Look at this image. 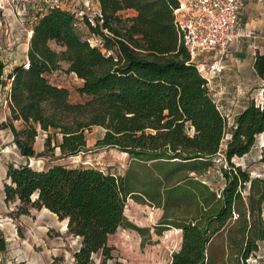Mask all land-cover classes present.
<instances>
[{
    "label": "trees",
    "instance_id": "obj_1",
    "mask_svg": "<svg viewBox=\"0 0 264 264\" xmlns=\"http://www.w3.org/2000/svg\"><path fill=\"white\" fill-rule=\"evenodd\" d=\"M98 2L99 14L84 19L100 45L83 37L74 11L59 2L40 9L27 59L7 75L10 114L0 129L9 128L20 154L29 158L41 133L47 149L75 155L87 147L89 129L103 128L98 146L117 147L157 170L158 179L143 192L164 210L159 233L172 227L183 231L171 264H214L210 246L224 230L230 245L240 247V264H251L257 241L264 239V218L250 222L244 214L239 225L230 222L237 202L262 177H252L234 158L250 153L264 133V97L261 103L252 101L228 130L225 112L184 44L176 14L180 0ZM130 9L136 14H120ZM64 62L83 80L84 102H72L69 89L49 79ZM255 67L264 77V55L257 54ZM14 121H22L23 128ZM219 152L227 164L222 167L226 184L218 194L190 174L209 172ZM129 176L95 167L55 164L39 170L10 163L5 200L18 202L20 214L29 207L47 208L66 220L68 232L80 241L76 264H91L94 253L110 257L108 240L120 226L143 232L125 214L127 199L136 191ZM6 249L0 234V253Z\"/></svg>",
    "mask_w": 264,
    "mask_h": 264
},
{
    "label": "rangeland",
    "instance_id": "obj_2",
    "mask_svg": "<svg viewBox=\"0 0 264 264\" xmlns=\"http://www.w3.org/2000/svg\"><path fill=\"white\" fill-rule=\"evenodd\" d=\"M0 1H2L0 7V68L2 64L3 71L0 75V121H4L9 117V100L6 96V86L9 83L8 71L27 59L30 42H28L29 30L36 21L35 17L38 13L43 12L40 9L60 0ZM66 8L76 13L79 21L78 29L83 37L90 39L94 45H100L99 37L91 33L84 19L85 17L94 19L99 14L95 0H68ZM120 14L127 17L133 15V12L122 10ZM11 29L14 32H11ZM16 31L19 33L16 34ZM52 45L55 46L54 43ZM252 51H254L253 48ZM243 58L244 55L234 56L232 60L227 61L225 67L223 66V71L217 73L211 81L213 92L221 94L218 103L226 113L228 130L232 127L236 116L227 110L226 103H224L228 101L227 97L234 91L239 97L246 96L257 86L254 85L257 75L248 65L249 59L244 60ZM67 68L68 64L62 63V68L50 73L49 79L55 84L68 88L72 102H84L85 99L79 92L82 80ZM218 75H221V79H217ZM14 125L18 129L24 126L22 121H14ZM103 134L104 129L101 127L89 129L86 132L87 147L75 155H63L59 148L47 149L46 134L41 133L34 145L36 154L28 158L20 154L14 142L13 132L9 128L0 129V234L7 240L6 251L0 253V263L76 264L75 252L80 246L79 238L68 232L67 221L60 220L49 209L29 207L28 212L20 214L17 208L18 202H6L4 191L7 182L6 173L8 165L14 163L16 166L29 164L39 170L55 164H64L72 167H95L107 173L122 176L130 174L129 181L136 191L127 199L125 214L129 221L140 227L143 232L120 226L108 240L109 246L112 247L110 257L105 259L102 252L94 253L91 264H171L172 255L181 247L183 231L172 227L159 233L160 227L157 226L164 210L151 203L143 192L145 187L153 185L158 179L157 170L149 166V163H139L130 154L117 147L98 146L97 142ZM259 140L258 146L254 147L251 155L248 156L250 162L246 160V157L244 160L235 157L234 161L247 164L246 168H249V171L255 170L259 175L255 177L263 178L264 167L254 169V165L258 166L261 161L264 162V146H261L264 145V134L259 137ZM54 144L55 142L51 147H54ZM259 154L263 155L262 159L257 158ZM214 160V166L205 175L191 173L190 176L206 180L219 194L226 184L222 167L227 163L224 158ZM262 178H256L250 194L247 195L246 191L242 200L237 202L230 226L239 225L244 214L250 222H253V219L257 221L259 217L264 218V200L259 202V198L264 193ZM253 207L255 211L251 213ZM257 243L259 250L254 252L248 260L251 264H264V239L258 240ZM230 244L226 230L215 236L210 246V256L214 264H240V247Z\"/></svg>",
    "mask_w": 264,
    "mask_h": 264
},
{
    "label": "built area",
    "instance_id": "obj_3",
    "mask_svg": "<svg viewBox=\"0 0 264 264\" xmlns=\"http://www.w3.org/2000/svg\"><path fill=\"white\" fill-rule=\"evenodd\" d=\"M242 8V0H193L191 15L178 20L184 44L209 86L212 78L223 71V60L237 40L242 36L256 37L253 32L241 31ZM202 51H214L218 57L212 62L197 61L196 57ZM229 138L227 134L226 139ZM222 158L224 154L219 152L217 159Z\"/></svg>",
    "mask_w": 264,
    "mask_h": 264
},
{
    "label": "crops",
    "instance_id": "obj_4",
    "mask_svg": "<svg viewBox=\"0 0 264 264\" xmlns=\"http://www.w3.org/2000/svg\"><path fill=\"white\" fill-rule=\"evenodd\" d=\"M180 1H181V7L176 12L177 20H182L186 17H189L191 15L192 9H193V0H180ZM67 2H68V0H60L59 5L62 8H66ZM95 3L97 5L98 11H100V4H99L98 0H95ZM242 3H243V8H242L241 17H240L241 31L244 33L253 32V33H255L256 37L255 38L248 37V36L240 37L237 40V42L235 43V45H233V47L231 48L229 53L226 55V57L224 58L225 60H223V66L225 65V63L227 61L232 60L234 58V56H243L244 55L243 59L244 60H246V58L249 59L248 65H249L250 69H253L255 74L257 75V78L254 79V82H255L254 85H257L256 86L257 88L255 87V90H253L252 92H248L247 95L246 96L243 95V97H239V95L236 94V91L230 93L231 95L227 97L228 101L224 102V103H226L227 110L232 112L236 116L235 119L233 120V124L235 123L237 116L244 109H246V107L252 101H256L257 103H261V102H263V97H264V93H263L264 92V78L258 74L256 67H255L257 54L264 55V0H242ZM66 9H69V8H66ZM130 11H132L133 14H136L135 10L130 9ZM31 28L29 30L28 42L30 41V38H31L32 33H33ZM8 32H10V30ZM11 32H14V31L11 29ZM18 33H19V31H16V34H18ZM10 36H11V34H10ZM252 48L254 49V51H252ZM217 57H218V55L214 51H202V52L198 53L196 60L197 61H211L212 62ZM12 69L13 68H11L8 72H11ZM221 75H218L217 79L218 78L221 79ZM258 77H259V79H258ZM8 80H9V83L6 86V89H7L6 96H7V99L9 100V91L11 88V81L9 78H8ZM82 83H83V80H82ZM250 86H252V84ZM210 88H211V91L213 92L211 85H210ZM213 95L215 96L216 101L218 103L219 97H221V96H219V95H221L220 92H218V93L213 92ZM218 105H219V103H218ZM219 107L221 109L220 105H219ZM9 114H10V107L8 106V115ZM19 122H21V121H19ZM263 134L264 133L260 134V136ZM259 137H258L254 147L258 146L257 143L260 142ZM259 144H262V143H259ZM259 147H261V146H259ZM251 153H252V150L250 153H248L244 156V157H246V160H248V162H250L248 156L251 155ZM244 157H238V158H243V160H244L245 159ZM257 158L262 159L263 155L259 154L257 156ZM255 160H256V158H255ZM239 164H241L244 168L247 167V164H244V163H239ZM261 167H264L263 161H261L260 165H258V166L254 165V169H259ZM250 172L252 173V177H255V175H258L255 172V170H250Z\"/></svg>",
    "mask_w": 264,
    "mask_h": 264
}]
</instances>
